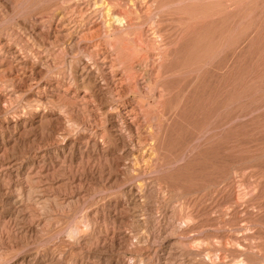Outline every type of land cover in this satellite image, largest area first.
Here are the masks:
<instances>
[{
    "label": "rangeland",
    "instance_id": "obj_1",
    "mask_svg": "<svg viewBox=\"0 0 264 264\" xmlns=\"http://www.w3.org/2000/svg\"><path fill=\"white\" fill-rule=\"evenodd\" d=\"M0 264H264V0H0Z\"/></svg>",
    "mask_w": 264,
    "mask_h": 264
},
{
    "label": "bare ground",
    "instance_id": "obj_2",
    "mask_svg": "<svg viewBox=\"0 0 264 264\" xmlns=\"http://www.w3.org/2000/svg\"><path fill=\"white\" fill-rule=\"evenodd\" d=\"M81 16V15H80ZM117 17V16H116ZM120 18L121 17H117V21L119 22L120 21ZM127 23V22H126ZM124 25V24H123ZM154 38V37H153ZM67 87V86H66Z\"/></svg>",
    "mask_w": 264,
    "mask_h": 264
}]
</instances>
